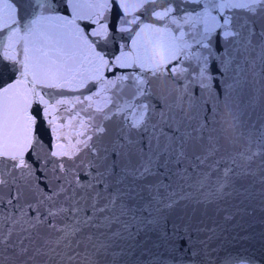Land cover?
<instances>
[{
  "label": "snow or ice",
  "instance_id": "obj_1",
  "mask_svg": "<svg viewBox=\"0 0 264 264\" xmlns=\"http://www.w3.org/2000/svg\"><path fill=\"white\" fill-rule=\"evenodd\" d=\"M248 74L264 95V0H0V264H214L264 211Z\"/></svg>",
  "mask_w": 264,
  "mask_h": 264
},
{
  "label": "water",
  "instance_id": "obj_2",
  "mask_svg": "<svg viewBox=\"0 0 264 264\" xmlns=\"http://www.w3.org/2000/svg\"><path fill=\"white\" fill-rule=\"evenodd\" d=\"M125 43H127V41H125ZM252 79L251 74H248L247 82H245L241 88L237 89V93L240 95V102L245 108V119L249 120V122L254 124L258 129L260 127L259 117L264 114V95H261L258 91V85L253 86L250 83ZM256 163L258 164L259 161ZM253 166L255 167L256 165L254 164ZM256 188H259V184L256 185ZM250 207L255 208V211L250 215L245 213L243 216L237 215L234 217L233 220L229 222V230L218 239L209 243L210 248H216L217 245L221 246L218 253H212V256L215 258L214 264H222V261L229 253H237L240 251H247L255 255L257 259H261V264H264V259L261 258V252L262 249H264V211H261L258 199L252 201ZM172 215H179V209L174 210ZM197 218H199V213H197ZM232 225H235V227H232ZM192 226H196L194 221ZM209 226H211L210 223ZM118 227H120V225L114 224L112 230L114 231ZM206 235L207 233H201L199 235L193 233V239L202 240ZM136 243L141 245V249H138L137 254H139L140 250H148V252L141 257L143 260L151 258L148 253L155 254L164 252L163 246L160 248L155 247V244L160 243L155 234L141 233ZM196 247L202 248L203 246L197 244ZM165 255H167V253H165ZM202 255L203 254H201V256ZM229 264H231V262H229Z\"/></svg>",
  "mask_w": 264,
  "mask_h": 264
}]
</instances>
